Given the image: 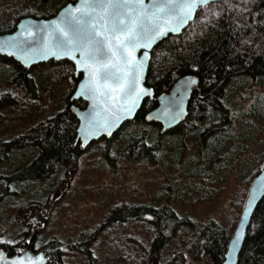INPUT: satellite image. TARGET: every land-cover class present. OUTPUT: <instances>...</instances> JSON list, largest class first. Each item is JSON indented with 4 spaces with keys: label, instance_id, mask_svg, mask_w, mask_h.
<instances>
[{
    "label": "trees",
    "instance_id": "16d2710c",
    "mask_svg": "<svg viewBox=\"0 0 264 264\" xmlns=\"http://www.w3.org/2000/svg\"><path fill=\"white\" fill-rule=\"evenodd\" d=\"M75 1L0 0V34L13 32L23 17L51 18L66 3ZM0 62H11L18 67L17 75L10 81L17 91L25 90L37 97V85L29 71L1 56ZM58 64V75L72 77L78 82L70 62ZM187 74L197 75L199 83L189 104L188 117L177 128L165 134L159 129L149 130L148 126H154L146 122L145 116L156 106V101L146 100L135 120L127 122L113 138L98 141L102 148L101 158L111 166L120 158L130 162L145 160L154 163L162 146H177V139L182 135L178 129H184L183 134L194 133L201 138L216 131L214 140L217 146L213 150H221L222 153H227L235 145L241 152L246 145V152L254 144L252 157V150L246 152L241 167L248 173L244 174L242 190L233 200L235 216L227 226L212 220L197 228L193 218L179 215L169 204L160 207L124 204L115 208L106 221L117 225L141 222L146 242L136 246L139 252L136 258L132 255L120 256L116 264H223L250 184L260 172L264 160V134L261 133L264 128V102L259 98L254 105L256 109H250L253 127L246 126L242 132L231 134L238 138L226 140L225 133L233 126L232 101L243 91L254 95L257 87L264 88V0H221L200 8L195 20L181 35L169 36L154 48L146 84L159 94L168 91L177 79ZM17 103L18 94L15 92L0 94L2 106L12 109ZM75 103L85 107L82 100ZM206 116L209 120L205 121L207 128L203 129L202 122ZM77 124L68 102V106L57 114L45 115L15 135L0 140V163H9L17 159L20 152L24 153V160L14 164L6 174H0L4 194L11 193L10 186L19 182H48L59 174L61 165L76 166L85 153L79 150L78 144L74 146ZM254 129L258 133L253 136ZM250 138L251 145L247 144ZM182 172L188 179L197 178L201 187L205 186L200 171L189 168ZM173 184L166 187L170 188ZM194 188V184H187L182 189L190 192ZM47 204L48 201L37 205L42 211ZM34 207L36 204H22L17 209L26 212L34 210ZM28 233L25 232L23 238L25 243ZM186 233L193 234V238ZM179 234H182V240L178 247L168 249L167 246ZM94 238L95 234L71 244L52 239L34 251H44L51 259L49 264H65L67 254L75 251L83 254L89 264H94ZM0 249L10 256L18 252L16 244L1 240ZM238 264H264V197L252 217Z\"/></svg>",
    "mask_w": 264,
    "mask_h": 264
},
{
    "label": "rangeland",
    "instance_id": "374dc122",
    "mask_svg": "<svg viewBox=\"0 0 264 264\" xmlns=\"http://www.w3.org/2000/svg\"><path fill=\"white\" fill-rule=\"evenodd\" d=\"M58 63L38 65L29 71L37 85V97H33L25 90L17 91L10 82L17 75L18 67L11 62H0V94H18L17 106L12 109L0 104V140L68 106L77 81L58 75ZM258 98L264 102V88L257 87L254 95L243 91L232 101L233 126L225 132L228 137L226 140L236 138L231 134L242 132L246 126L253 127L250 109H256L254 105ZM206 120H209L207 116L202 122L203 129L207 128ZM153 126L147 128L160 130L158 124ZM261 130L264 134V128ZM178 131L182 135L177 139V146H162L154 163L145 160L130 162L120 158L111 166L101 158L102 148L97 141L80 156L76 166L61 165L59 174L48 182H19L10 186L9 194H4L1 187L4 183L0 182V240L16 244L17 253L28 246L36 252L35 249L52 239L71 244L95 234L92 243L94 264H116L120 256L132 255L136 258L139 254L136 246L146 242L141 222L117 225L106 221L115 208L124 204L155 207L169 204L179 215L193 218L197 228L212 220L227 226L236 213L234 197L242 190L244 174L248 173L241 168L245 153L252 150L250 157L254 153V144H249L252 139L247 140L251 146L246 152V145L242 152L232 145L230 151L222 153L221 150H213L217 146L214 140L216 131L208 133L205 138L194 133L183 134L184 129ZM257 133L258 130L254 129L252 134L254 136ZM23 154L20 152L17 159L9 163H0V174H6L14 164L24 160ZM189 168L200 171L204 187H201L197 178L188 179L183 174L182 171ZM172 182L175 185L167 188V184ZM187 184H194L195 188L186 192L182 188ZM47 201L45 209L39 210L42 208L37 204ZM22 204H36V207L19 212L17 207ZM34 217L43 222L36 234L38 223L31 222ZM27 231L25 243L23 238ZM187 234L193 238V234ZM181 240L182 234H179L167 248L178 247ZM66 258L65 264H89L86 257L77 251L68 253Z\"/></svg>",
    "mask_w": 264,
    "mask_h": 264
},
{
    "label": "water",
    "instance_id": "95a60500",
    "mask_svg": "<svg viewBox=\"0 0 264 264\" xmlns=\"http://www.w3.org/2000/svg\"><path fill=\"white\" fill-rule=\"evenodd\" d=\"M219 1L198 4L192 10L191 18L183 23L179 6L182 0H177L175 5H169L167 0H143L142 3L131 0L128 4L113 0L110 6H105L107 0L68 2L51 18L23 17L13 32L0 34V56L27 71L52 61H68L73 65L79 79L69 97V110L78 122L74 146L78 144L81 152L96 141L113 138L127 122L135 120L146 100L156 101V106L145 116L146 122L158 124L161 133H166L188 117L199 78L195 74L184 75L168 91L156 94L154 88L146 84L152 51L169 36L181 35L195 20L200 8ZM119 20L137 31L140 24L147 28L138 39L126 42L123 51L116 47V38L125 40L131 33L112 30ZM67 41L72 43L62 44ZM95 41L106 45L104 54L95 60L82 56L81 51L95 47ZM84 64L92 68L109 65L110 78L105 79L104 69H101L93 80ZM78 100L85 102L84 108L76 105ZM263 197L264 160L260 172L250 184L223 264H238L252 217ZM32 221L38 223L36 234L42 221L37 217ZM50 261L44 251L33 252L30 246L11 256L0 249V264H49Z\"/></svg>",
    "mask_w": 264,
    "mask_h": 264
},
{
    "label": "snow or ice",
    "instance_id": "6c2138e0",
    "mask_svg": "<svg viewBox=\"0 0 264 264\" xmlns=\"http://www.w3.org/2000/svg\"><path fill=\"white\" fill-rule=\"evenodd\" d=\"M131 0H123L124 4H128L130 3ZM137 3H142L143 0H136ZM177 2V0H167V3L169 5H175ZM210 2V0H182V2H180L179 6L181 9V23H183L185 21V19H189L191 18V13L192 10L195 9L197 7L198 4H208ZM113 3V0H107V4L105 6H110ZM161 10H163V8H161ZM113 31H121V32H130L131 35L126 36L125 40H121L119 37H117V45L116 47L120 50H124L126 47V42H131L133 38H139L142 34H145L147 32V28L145 27V25L140 24L139 25V31H137L135 28H128L127 26L124 25L123 20H119L116 22V24L113 25ZM164 33H160V35H163ZM71 44V41H67V42H62V44ZM96 46L91 48V49H84L81 51V55L84 56L85 58H91L93 60L96 59L97 56H102L103 53V49L106 46L103 42L101 41H95ZM147 46V45H145ZM79 50V49H77ZM113 56L116 55L115 52L112 53ZM85 68L89 69V74L90 76L93 78V80L96 79L97 75L100 74L101 69H104V78L108 79L110 78V73L107 71V69L110 67L107 64H103L101 65L100 68H92L90 65L88 64H84Z\"/></svg>",
    "mask_w": 264,
    "mask_h": 264
},
{
    "label": "flooded vegetation",
    "instance_id": "af4514ba",
    "mask_svg": "<svg viewBox=\"0 0 264 264\" xmlns=\"http://www.w3.org/2000/svg\"><path fill=\"white\" fill-rule=\"evenodd\" d=\"M42 221V220H41ZM31 222H32V220H31ZM36 222V221H35ZM32 239H34V237H32Z\"/></svg>",
    "mask_w": 264,
    "mask_h": 264
}]
</instances>
